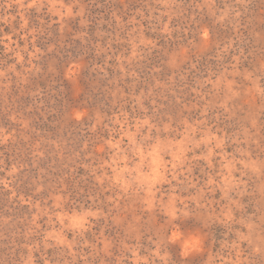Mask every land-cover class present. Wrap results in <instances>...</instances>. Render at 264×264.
I'll list each match as a JSON object with an SVG mask.
<instances>
[{"label":"rangeland","instance_id":"374dc122","mask_svg":"<svg viewBox=\"0 0 264 264\" xmlns=\"http://www.w3.org/2000/svg\"><path fill=\"white\" fill-rule=\"evenodd\" d=\"M0 264H264V0H0Z\"/></svg>","mask_w":264,"mask_h":264}]
</instances>
